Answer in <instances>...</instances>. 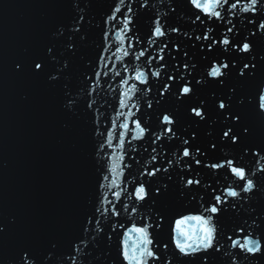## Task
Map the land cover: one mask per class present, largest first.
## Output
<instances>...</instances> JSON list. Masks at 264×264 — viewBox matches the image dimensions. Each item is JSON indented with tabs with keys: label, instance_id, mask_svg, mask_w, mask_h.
<instances>
[{
	"label": "snow or ice",
	"instance_id": "1",
	"mask_svg": "<svg viewBox=\"0 0 264 264\" xmlns=\"http://www.w3.org/2000/svg\"><path fill=\"white\" fill-rule=\"evenodd\" d=\"M158 3L51 0L0 61L70 114L93 177L62 228L0 205V264H264V0Z\"/></svg>",
	"mask_w": 264,
	"mask_h": 264
},
{
	"label": "water",
	"instance_id": "2",
	"mask_svg": "<svg viewBox=\"0 0 264 264\" xmlns=\"http://www.w3.org/2000/svg\"><path fill=\"white\" fill-rule=\"evenodd\" d=\"M153 2L165 10L158 0ZM50 4L51 0H0L4 65L23 47L44 39L62 19L63 10ZM25 91L29 89L8 76L0 80V162L5 164L0 168V205L22 214L37 231L62 228L91 192L90 148L77 150L79 135L61 127L70 114H63L54 98L33 91L32 101L26 103Z\"/></svg>",
	"mask_w": 264,
	"mask_h": 264
}]
</instances>
